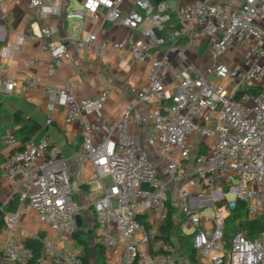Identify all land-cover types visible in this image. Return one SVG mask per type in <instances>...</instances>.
I'll list each match as a JSON object with an SVG mask.
<instances>
[{"label": "built area", "instance_id": "2783aa9c", "mask_svg": "<svg viewBox=\"0 0 264 264\" xmlns=\"http://www.w3.org/2000/svg\"><path fill=\"white\" fill-rule=\"evenodd\" d=\"M54 1L30 0L37 23L60 16ZM82 2V9L66 11V22L103 16L107 23L141 33L142 42L106 40L99 49L151 65L148 86L136 91L138 104L148 112L129 104L116 124L106 126L107 91L79 99L73 82L49 89L68 110L67 122L81 125L77 157L90 161L103 194L91 204L76 201L69 162L60 150L33 139L20 150L11 132L5 143L12 154L0 163L2 178L59 244L74 241L76 217L92 209L100 244L120 264H177L178 246L160 231L172 206L182 216V235L193 236L199 264H264V233L254 240L238 233L230 246L225 238L226 222L239 203L251 220L264 218V0H190L172 10L153 0ZM173 15L180 28L169 30ZM54 33L46 26L23 36L12 54L21 52L25 40H45L42 50L51 56L48 73L53 75L72 58L65 42L50 41ZM96 42L97 35L88 34L78 46L88 51ZM198 46L211 54L205 68L190 63L167 71L169 56L187 55ZM237 49L243 53L240 65L221 62ZM161 50L162 57L157 55ZM31 84L37 86L35 80ZM0 85L10 83L0 77ZM146 123L152 132L145 142L126 135L130 126ZM208 206L212 218L201 215ZM6 222L14 231L18 215L7 214ZM0 255L15 264H84L82 250H59L43 242L36 257L24 241L12 238L0 242Z\"/></svg>", "mask_w": 264, "mask_h": 264}, {"label": "crops", "instance_id": "0c3cea01", "mask_svg": "<svg viewBox=\"0 0 264 264\" xmlns=\"http://www.w3.org/2000/svg\"><path fill=\"white\" fill-rule=\"evenodd\" d=\"M188 1L190 0L170 1L167 6L176 9ZM82 5V0H55L53 10H60V16L55 15L49 20L37 23V16L30 6V0H0V77L10 83V86L0 85V163L12 154V149L5 143L6 134L11 132L19 136L24 121L35 123L39 126V131L33 136V140L36 142L47 140L51 147L58 148L68 159L74 198L85 205L91 204L103 192L98 189L97 173L90 161L77 157L82 143L81 125L67 122L68 110L48 94L49 89L62 88L67 81L73 82L79 99L94 98L107 91L109 98L102 112V119L106 126H111L120 120L129 104L142 114L148 112L146 106L138 104L136 91L148 86L152 67L148 62L135 61L127 55L123 61L121 59L123 54L117 51L99 49L106 40L142 42L143 38L139 31L135 32L121 25L107 23L103 16L95 19L92 15H88L83 22L78 20L66 22L64 19L66 11L80 10ZM130 7L131 4L128 2L122 8L126 11ZM46 26L55 29L50 41L65 42L72 55L71 60L53 75L48 73L51 56L42 50L45 40L39 38L25 40L21 52L12 54V47L21 37L30 33L38 34L40 28ZM88 34H96L97 42L90 50L84 51L79 48L78 41ZM163 52L158 51L157 55L162 57ZM203 52L205 54L207 50L198 46L190 49L187 55L169 56L167 71H178L190 63L205 68L210 63L209 60L201 65L198 63L199 57L204 55ZM228 59L223 57L221 62L227 63ZM35 60H39V65L34 64ZM26 62H30L31 65L26 67ZM32 80L36 81V87L31 84ZM167 82L169 83V80ZM91 83L94 87H91ZM49 120L51 124L48 125ZM151 132V125L146 123L130 126L126 135L145 142ZM93 184L97 186V194L88 201L87 195L92 192ZM105 184L108 187L110 180L106 179ZM14 197L18 198L19 206L15 213L10 214L18 215L19 225H16L12 231L6 222V227L0 234V242L9 238L24 242L33 239L42 245L41 253L43 242L51 243L59 250H82L77 246L75 239L72 243L59 244L56 235L38 219L36 212L20 203L19 197L14 194L13 186L4 180L0 173V205H9ZM79 216L81 239L88 244V264H98L101 248L94 212L92 209L85 210ZM177 249L179 252L180 249L178 247ZM102 253L106 264H120L117 257L105 251ZM176 256L177 264H190L183 256ZM0 264L15 263L0 255Z\"/></svg>", "mask_w": 264, "mask_h": 264}, {"label": "trees", "instance_id": "16d2710c", "mask_svg": "<svg viewBox=\"0 0 264 264\" xmlns=\"http://www.w3.org/2000/svg\"><path fill=\"white\" fill-rule=\"evenodd\" d=\"M154 2L156 0H153ZM162 2L168 3L167 0H161ZM172 10V9H170ZM173 20L168 26L169 30L179 29L180 26L177 23L176 17L173 15ZM39 131V126L35 123H28L24 121L23 130L19 136L14 135L17 142H19L20 150H24L30 141L33 139V136ZM19 202L18 198L14 197L12 202L9 205H0V234L3 229L6 227V215L10 213H15L18 210ZM182 216L178 212V208L172 207L170 210L169 218L165 223L164 227L161 229L163 238L168 240V242L175 243L180 249L179 252H176V255H185L190 264H198L197 255L193 248V236L192 235H182ZM143 221V219H141ZM244 234L248 239L254 240L261 236L264 233V218L259 219H250L248 217V212L246 210V205L244 203H239L237 209L231 214L226 222V231L225 238L228 243L233 237L238 234ZM82 231L77 229L74 234V239L77 242V246L81 247L83 250V260L84 264H88L87 252L88 244L86 241L81 239ZM232 241V240H231ZM25 244L28 248L32 249L36 257H39L42 250V245L33 239H28L25 241ZM101 250L98 255V264H106L105 256L102 253L104 248L99 244Z\"/></svg>", "mask_w": 264, "mask_h": 264}, {"label": "rangeland", "instance_id": "374dc122", "mask_svg": "<svg viewBox=\"0 0 264 264\" xmlns=\"http://www.w3.org/2000/svg\"><path fill=\"white\" fill-rule=\"evenodd\" d=\"M168 3H170V1H168ZM204 54V52L202 53V55ZM208 53L206 52L203 56H201V57H199V61H198V63L201 65V64H203L204 63V61H210L211 60V54H208V56H207V59H206V55H207ZM228 58H230V60L228 61V64L229 65H233V64H235V63H237V65H240L241 63H242V58H243V53H242V51L240 50V49H237V50H233V51H231V53H229V55L227 56ZM110 186V185H109ZM108 186V187H109ZM97 194V186H96V184H93V186H92V192L89 194V195H87V200L88 201H91V199L95 196ZM171 197H173L172 195H171ZM228 200H234L235 198H234V196H232V195H228ZM202 216H205V217H208V218H212V216H213V209H212V207H210V206H208V207H206V209L202 212V214H201ZM185 233L186 234H191L192 233V231H190V230H185ZM232 240V239H231ZM231 240L229 241L230 243H229V246H230V244H231ZM230 248V247H229ZM183 256V255H182ZM184 257V260L186 261L187 260V258L185 257V255L183 256Z\"/></svg>", "mask_w": 264, "mask_h": 264}, {"label": "water", "instance_id": "95a60500", "mask_svg": "<svg viewBox=\"0 0 264 264\" xmlns=\"http://www.w3.org/2000/svg\"><path fill=\"white\" fill-rule=\"evenodd\" d=\"M167 1H180V0H167ZM200 1H202V0H200ZM161 2H162L161 0L155 1L156 4H159ZM76 223H77V229H80L81 228V222H80V216L79 215L76 217Z\"/></svg>", "mask_w": 264, "mask_h": 264}]
</instances>
